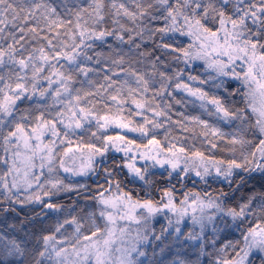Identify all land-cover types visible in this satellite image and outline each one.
<instances>
[{"label": "snow or ice", "instance_id": "1", "mask_svg": "<svg viewBox=\"0 0 264 264\" xmlns=\"http://www.w3.org/2000/svg\"><path fill=\"white\" fill-rule=\"evenodd\" d=\"M0 264H264V0H0Z\"/></svg>", "mask_w": 264, "mask_h": 264}]
</instances>
